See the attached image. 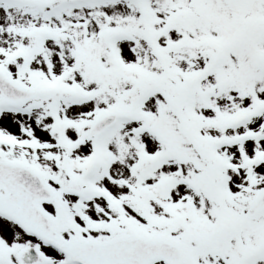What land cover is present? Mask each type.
<instances>
[{"label": "snow or ice", "instance_id": "6c2138e0", "mask_svg": "<svg viewBox=\"0 0 264 264\" xmlns=\"http://www.w3.org/2000/svg\"><path fill=\"white\" fill-rule=\"evenodd\" d=\"M0 264H264V0H0Z\"/></svg>", "mask_w": 264, "mask_h": 264}]
</instances>
